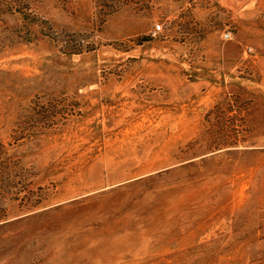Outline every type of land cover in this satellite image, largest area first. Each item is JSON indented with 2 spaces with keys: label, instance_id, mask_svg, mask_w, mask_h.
Wrapping results in <instances>:
<instances>
[{
  "label": "rangeland",
  "instance_id": "374dc122",
  "mask_svg": "<svg viewBox=\"0 0 264 264\" xmlns=\"http://www.w3.org/2000/svg\"><path fill=\"white\" fill-rule=\"evenodd\" d=\"M12 1L0 264H264V0Z\"/></svg>",
  "mask_w": 264,
  "mask_h": 264
},
{
  "label": "trees",
  "instance_id": "16d2710c",
  "mask_svg": "<svg viewBox=\"0 0 264 264\" xmlns=\"http://www.w3.org/2000/svg\"><path fill=\"white\" fill-rule=\"evenodd\" d=\"M13 1L12 0H0V5H4L6 6V8L8 7H11L12 6V3ZM107 3V0H98V4H100L101 8L106 6L105 4ZM101 12L103 13H108V12H111L110 10H104L102 9Z\"/></svg>",
  "mask_w": 264,
  "mask_h": 264
},
{
  "label": "built area",
  "instance_id": "2783aa9c",
  "mask_svg": "<svg viewBox=\"0 0 264 264\" xmlns=\"http://www.w3.org/2000/svg\"><path fill=\"white\" fill-rule=\"evenodd\" d=\"M158 28H159V26H158V25H155L154 28L151 29V31H150V35L154 36V35L156 34ZM222 37H223L224 39L229 38V33H228V32H223V33H222Z\"/></svg>",
  "mask_w": 264,
  "mask_h": 264
}]
</instances>
